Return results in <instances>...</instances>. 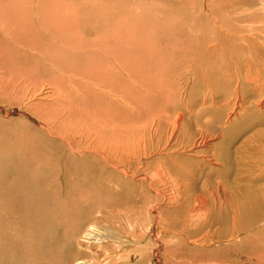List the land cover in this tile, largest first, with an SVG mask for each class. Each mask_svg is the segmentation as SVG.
<instances>
[{
  "label": "bare ground",
  "instance_id": "bare-ground-1",
  "mask_svg": "<svg viewBox=\"0 0 264 264\" xmlns=\"http://www.w3.org/2000/svg\"><path fill=\"white\" fill-rule=\"evenodd\" d=\"M136 1L138 2V0H136ZM136 1H135V3H136ZM141 1H143V0H141ZM152 1L153 2H158V1L160 2L159 3L160 6H157V10H155L156 8H154V12L152 11L153 5L151 6L152 7L151 8L149 6L150 3L148 2L149 5H143V6L137 7V5H139V3H138L136 5L135 10H133V13H135V14H133L132 16H131V14H129L130 17H134V19L135 18L136 19L138 18L137 20H139V21L141 20L142 21V22H139V21L135 20V22L137 21L139 23H138L137 26H134L135 27L134 28V31L135 30L137 31L136 28H138V26H139L140 29H146V30L149 29V31L147 30L148 33L150 32V30H152V31H155L156 33L158 32L159 35L161 33H166L167 34V32H165V31L172 32V33L173 32L174 33H176V32L177 33H180L181 32V33H183L184 36L186 34H188L186 36H187V38H188L189 41L186 44L182 45L181 48L182 47H185V48L186 47H193V48H197L199 50L206 49V50H209L210 51L211 55H214V54L215 55H219L220 56V59H223V60L232 59V58L236 57L237 55L244 54L246 51L247 52L252 51L253 53H248L247 54V57L248 58L251 57L250 59H252V60L250 61V66L248 65L247 68L245 67L243 69L244 76H245V77L244 76L243 77L245 78L244 80L251 81V83H254V82L259 81V80L250 79L251 78L250 73H252L251 71H253V68H251V67H252V64L256 61V59L262 58L264 56V0H152ZM118 2L119 1L117 0L116 3H118ZM123 2H125V0ZM153 2H152V4H153ZM110 4H112V2ZM112 6H113V4H112ZM127 6H128V4H127ZM113 7H111L112 10L109 9L110 7H109V5L107 3V0H0V80H2V79L6 80L5 78H10L9 81L14 82L13 78H15L16 72H19V73H21V72H24L25 73L26 72L28 74L30 70H33L32 67H31L32 63L37 64V66L35 68L37 70L39 68L40 64H42V65L43 64L44 65L46 64L49 67L50 66L59 65L58 64L59 61H62L64 57L65 58H68L70 61L71 60H74V59H76L77 54L80 51V50H78V48L80 49V45H82V46L83 45H88L85 48H81L82 53L86 49H88V48L89 49L90 48L93 49V47H94V50L96 49V51H97V49L98 50L99 49H102V50H100L99 54L102 51V52H104L103 55H105V57H106V54H109V53H106V51H109V50L112 51V49H108L109 46H110V44H111V42H114L116 46L119 44L120 45V50L123 49V47H122L123 46V41L126 38L123 37V34L120 31V29H123L122 26L125 25L124 23L126 21L125 22L122 21L125 18L124 15H121V14H123L122 8L119 7V6H117V5L114 7L115 9ZM154 7H156V6H154ZM128 8H131V7H128ZM108 10H111V13L108 12ZM112 11H114V13H116V14L114 15V13H113V15H112ZM124 11H126V10H124ZM149 12H153L152 15H154V17H151ZM108 13H110L109 18H108ZM131 13H132V11H131ZM117 14H118V16H117ZM111 15L112 16H115V17H114L113 21H110V23H109V20L111 19L110 18ZM125 15H126V17H129L128 14H125ZM121 16L124 17L122 20H120L122 18ZM149 18H150V20L152 19V21H153V18L154 19L162 18V19L160 21L157 20L158 22H156V23L155 22L152 23V21L146 20V19H149ZM166 19H168V20L166 21ZM91 20L93 21L94 25H91L92 24ZM121 21L123 23H121ZM132 21H131V23H132ZM80 22H82V24L84 25L83 26L84 29H87V30L91 31L92 34L94 32L97 33V35L99 36V38L101 40H104L105 45H108L109 44L108 47L106 46V49H105L106 51H103V47L105 45L103 46L102 43H104V42H102L101 45L98 46V43H99L98 41L99 40L97 41L98 43L94 42V44H91V42H88L86 40H85L86 42L83 41L82 44H79L80 41H81V39H80V34H81L80 31L83 30V29L79 28V23ZM95 22H97V26L98 27L95 28V30L94 29L91 30L90 27L93 26V28H94L95 27ZM149 22H151L152 24L149 25L148 24ZM132 24H134V21H133ZM109 27L111 29H109ZM130 30H133V29H130ZM130 30H129V32H130ZM124 31H126V29ZM136 31L135 32H132V34L133 33H136ZM123 33H126V32H123ZM143 33H144V31H143ZM177 33H176V36L178 35ZM130 34H128L127 36H129ZM144 34L146 36V32ZM125 36H126V34H125ZM141 36L143 37V35H141ZM151 36H154V35L151 34ZM163 36L164 35L162 34V36H159V37H161V39H162ZM176 36H175V38H176ZM48 37H49L50 41H48V39H47ZM142 37H139V38L142 40ZM123 38H125V39H123ZM148 38L149 37L147 36L146 37V40H149ZM172 38H173V35H172ZM129 39H131V38H129ZM134 39H135V37H134ZM154 39H152V41H154ZM156 39H157V37H156ZM163 39H166V37H164ZM101 40H100V42H101ZM141 40H140V44H142L143 42H145V41H143L141 43ZM157 41L158 40H155V42H157ZM168 42H171V45L174 46L172 44V41H171L170 38H169ZM176 42H177V40H176ZM95 43L97 44V46L95 45ZM136 43L137 42H135V44ZM157 44H158V42H157ZM162 44H164V43H162ZM143 45L146 46V43H144ZM90 46H92V47H90ZM100 46L101 47L103 46V47L101 48ZM156 47L157 48H160L161 46L158 44V46H156ZM178 47H180V46H178ZM117 49L119 50V48H117ZM191 49H189V50H191ZM164 50H165V48H164ZM171 50H173L172 47H171ZM96 51H94V52H96ZM128 51H127V53H128ZM142 51H143L142 53H144V55H146V53L144 52V50H142ZM160 51L162 52V49ZM119 53H121V52L119 51ZM119 53H117V54H119ZM136 53H137V51H136ZM142 53L139 54V56L140 55H143ZM154 53H156V52H154ZM83 54L85 55V53H83ZM90 54L92 55V53H90ZM132 54L131 55H128V56H132ZM96 55H98V54L96 53ZM148 55H150V53ZM156 55H158V54H156ZM159 55H160V53H159ZM182 55H183V53H182ZM152 56H154V54ZM197 56H199V55H197ZM101 57H103V56H101ZM105 57H103V58H105ZM132 57H134V56H132ZM160 57H162V56L160 55ZM204 57L205 56L201 53V55H200L201 60L204 59ZM206 57L207 58H211L210 56H207V55H206ZM94 58H96V57H94ZM94 58H92V59H94ZM121 58L123 59V56ZM121 58H120V61L118 60V63L120 62L118 65L122 69L123 68V64L125 63V65H126V62L125 61L122 62L124 59L122 60ZM163 58L164 57H162V59ZM183 58H184V56H183ZM126 59H127V57H126ZM128 59L129 60L131 59V61H132V58H129L128 57ZM144 59H145V57L143 58V60ZM151 59H155V57H153V58L151 57ZM102 60L103 59H101V62H102ZM136 60H139V59L136 57ZM155 60L157 61L158 58L155 59ZM172 60H170V61H172ZM108 61H109V59H108ZM111 61H113V59ZM141 61L142 60L138 61V63H140ZM149 61H150V58H149ZM156 61H154V62H156ZM158 61H159V63H162L163 60L162 61L161 60H158ZM252 61H254V62H252ZM81 62H80V64H81ZM95 62H99V59H98V61L95 60ZM133 62H136L137 63V61H133ZM157 62L155 63V65L158 66ZM164 62L165 61H163V63ZM196 62L197 61H195V63ZM244 62H245V60H244ZM142 63H144L143 65H145L146 61L144 60V61H142ZM147 63H148V60H147ZM98 64H100V63H98ZM109 64H111V63H108V65ZM166 64L167 63H165V65ZM174 64L172 63L171 65L174 66ZM236 64H238V62ZM81 65H83V64H81ZM130 65H128V66H130ZM143 65H141V67H143ZM193 65H195V64H193ZM199 65H201V64L199 63ZM48 66H47V68H48ZM89 66L92 67L90 64H88V68L85 65L87 71L90 70L89 69L90 68ZM93 66H94V63H93ZM96 66H94V67H96ZM109 66H111L112 68L115 67L113 65V63H112V65H109ZM191 66L192 65H190V67ZM203 66H204V64H203ZM99 67L101 68V65H98L96 70H99ZM126 67L124 69H126ZM150 67H153V66H150ZM174 67H176V64H175ZM257 67H259V66H257ZM257 67H256V70H257L256 71V74L259 73ZM260 67H261V65H260ZM108 68H110V67H108ZM112 68H110V69L111 70H114L115 69V70L119 71V69H116V67L114 69H112ZM134 68L131 67L132 70ZM187 68H188V65H187ZM211 68H213V67H211ZM233 68H235V67H233ZM52 69H50V70H52ZM56 69H60V68H57L56 67ZM36 70H35V73H36ZM60 70H62V68ZM78 70L80 71V70H82V68L80 67ZM86 70L84 69V70H82L83 72L82 71L81 72L83 74L84 73L86 74V72H85ZM129 70H130V68H129ZM134 70H136V69H134ZM143 70H145V69H143ZM151 70L152 69H150L149 71L150 72H154V71H151ZM165 70H167V69H165ZM175 70H174V72H175ZM190 70L191 69H189V71ZM237 70H235V71H237ZM69 71H68V73H69ZM103 71L104 70H102V72ZM122 71H123V69H122ZM146 71H148V68L146 69ZM43 72H46V71H43ZM48 72L49 71H47L46 73H48ZM91 72L93 73L94 70H92ZM160 72L163 73V71H161V69H160ZM239 72H242V71L239 70ZM63 73H65V72H63ZM97 73L95 74L96 76L93 75L94 78L97 77V75L101 74V73H99V74H97ZM109 73H110V70H109ZM125 73H128L129 74V72H125ZM125 73H123V74H125ZM134 73H135V71H134ZM166 73H165V75H167ZM27 74H26V76H27ZM49 74H50V72L48 73V76H49ZM51 74H52V72H51ZM105 74H106V72H105ZM118 74L119 73H117L116 75H118ZM121 74L122 73H120V77H121ZM84 75H83V77H86ZM110 75H112V73H110ZM140 75L137 77V81L139 80ZM23 76H25V75H23ZM70 76H71V74H70ZM88 76H89V74H88ZM156 76H157L156 78L158 79V75H156ZM176 76H178V75H175V77ZM105 77H107V76L105 75ZM147 77L149 78V76H147ZM232 77H234V76H232ZM100 78H101V76H100ZM108 78H110V76ZM142 78L140 77V79H142ZM163 78H165V77H163ZM19 79H20V77H19ZM25 79H26V77H25ZM28 79H26V80H28ZM133 79H134V77H133ZM188 79L189 78L187 77L186 81H188ZM239 79H241V76L238 77V80ZM80 80L77 81V79L76 80L74 79V81H76L77 84L81 85L80 84ZM82 80H81V83H82ZM85 80H87V82H88V79H85ZM121 80L122 79H120V81ZM174 80H175V78H174ZM182 80H184V79H182ZM197 80H198V78H197ZM74 81H73V83H74ZM89 81H90V79H89ZM125 81H127V80L125 79ZM134 81H136V78H135ZM146 81H148V80L146 79ZM38 82H40V81H38ZM48 82L51 83V81H48ZM83 82L86 83V81H83ZM99 82H100V79H99ZM140 82H143V81H139V83ZM205 82H207V81H205ZM61 83H62V81H61ZM84 83H83V85H84ZM105 83H108V80ZM134 83H137V82H134ZM166 83H168L167 82V79H166ZM174 83H175V81H174ZM176 83L178 84V82H176ZM6 84H7V82H6ZM51 84L54 86L55 83L54 84L51 83ZM125 84H126V82H125ZM140 84H142V83H140ZM171 84H170V86H171ZM180 84H181V82H180ZM209 84H210V82H209ZM257 84H255V85H257ZM37 85L39 87V84H37ZM101 85H103V84H101ZM27 86H28V82H27ZM90 86H92V85H90ZM145 86H147V85H145ZM191 86H190V88H191ZM5 87H3V88H5ZM56 87H57V90H58V86H56ZM73 87H75V86H73ZM85 87H87V86H85ZM105 87L99 88V90L104 89ZM128 87H127V89H128ZM141 87H140V89H141ZM174 87H175V90H176V86L175 85H174ZM203 87H204V85H203ZM31 88H30V90H31ZM60 88L63 89L61 86H60ZM66 88H67L66 89V92H67L68 87H66ZM90 88L88 90H90ZM44 89H45V86H44ZM150 89H151V87H150ZM171 89H172V87H171ZM261 89H262V87H261ZM2 90H4V89H2ZM54 90H56V89H54ZM63 91H65V90L63 89ZM130 91H132V89ZM94 92H95V90H94ZM133 92H136V91H133ZM152 92H155V91L153 90ZM260 92H262V91L260 90ZM24 93H26V91ZM58 93H60V91ZM67 93L69 94V90H68ZM87 93H88V91H87ZM252 93L254 94V92H252ZM6 94H8V93H6ZM64 94H66V93H64ZM81 94L84 97L85 94H83L82 92H81ZM191 94H192V92H191ZM246 94H247V92H246ZM2 95H4V94H2ZM53 95H54V93H53ZM70 95H68V97H70ZM120 96H121V94H120ZM179 96H177L176 98H178ZM24 97H25V95H24ZM62 97H63V95H62ZM68 97H67V100H68ZM76 97H78V96H76ZM136 97H137V95H136ZM49 98H51V97H49ZM63 98L65 99V97H63ZM125 98H126V96H125ZM125 98H124V100H125ZM154 98H155V96L153 97V99ZM156 98H157V100H159L158 97H156ZM189 98L190 97H188V99ZM69 99L71 100L72 97L69 98ZM78 99H79V97H78ZM52 100H49V101H52ZM61 100H63V99H61ZM96 100H98V98ZM102 100H103V98H102ZM136 100L138 102V99H136ZM136 100H135V102H136ZM157 100H155V101H157ZM208 100H209V98H208ZM49 101H48V103H50ZM75 101L76 100L74 98V101L73 102H75ZM78 101H76L77 105H79V103L81 102V101H79V102ZM143 101H145V99ZM186 101H187V99H186ZM221 101H223V100H221ZM2 102H3V100H2ZM29 102H31V101H29ZM29 102H27V103H29ZM32 102H34V101H32ZM64 102H65V100H63V102H61L63 104V106H65ZM205 102H206V100H205ZM13 103L14 102H12V104ZM46 103H42V104H46ZM55 103L59 104V102H55ZM65 103H67V102H65ZM76 103H75V105H76ZM81 104H82V102L80 103V105ZM93 104H95V103H93ZM154 104H155V102H154ZM216 104H217V102H216ZM73 105H74V103H73ZM75 105H74V107H75ZM84 105L86 106L87 104H84ZM120 105H122V104H120ZM133 105L134 104H132V106ZM156 105L157 104H155V106ZM5 106H7V105H5ZM13 106H14V104H13ZM191 106H194V105H191ZM38 107L40 108V105ZM137 107H138V105H137ZM12 108H11V110H12ZM41 108H42V106H41ZM83 108L85 109V107H83ZM133 108H134V106H133ZM213 108H214V106H213ZM229 108L231 109V107H229ZM263 108L264 107H263V103L262 102H259V104H257L256 106L253 105V108L247 109V110H255V112L254 111H253L254 113H252V112L249 113L248 112L246 114V116L243 118V122H239V123L238 122L236 123L235 120H231L230 116L229 117L227 116V120L225 121L226 123L224 124L225 125V132L226 133H230L231 132V134L232 135H235L236 138H238V137L240 138L248 130L253 129L252 127L255 125L256 122H258L260 125H264V114L263 113H260V111H262ZM43 109H44V106H43ZM71 109L72 108H70L68 110H71ZM93 109L95 110V107L93 108V106H92V110ZM112 109H113V107H112ZM126 109H128V108L126 107ZM129 109H130V107H129ZM139 109L142 110L141 108H139ZM194 109H195V107H194ZM59 110H60V108H59ZM59 110L57 108L55 111H57V112H60V111L61 112H64V110L63 111L62 110L59 111ZM92 110H90L89 112H91ZM145 110H146V113H147V109H145ZM158 110L159 109H157V111ZM171 110H173V109L171 108ZM20 111H21V109H20ZM71 111H69V113H71ZM79 111H81V109ZM127 111H130V110H127ZM154 111H153V115H155L154 114ZM257 111H259V112H257ZM51 112H46V113H51ZM57 112H55V113H57ZM113 112H115V111H113ZM131 112H134V111H131ZM34 113H35V111H34ZM83 113H84V111H83ZM139 113H140V111H139ZM144 113L145 112H143V115H144ZM60 114H62V113H60ZM60 114H59V116H60ZM85 114L86 113L83 114L84 117L82 116L83 119L85 118ZM96 114H98V113H96ZM116 114H117V112H116ZM229 114H231V113H229ZM46 115H48V114H46ZM72 115L76 117L75 120H77V117H79V114L77 115V114L73 113ZM91 115H93V114H91ZM241 115H243V113ZM42 116H43V114H42ZM57 116H58V114H57ZM101 116H103V114ZM67 117H69V116H67ZM75 117H73V118H75ZM105 117H106V115H105ZM147 117H149V115ZM151 117H154L155 118L156 116H151ZM192 117H194V116H192ZM113 118H115V117H113ZM131 118H135V116L134 117H131ZM143 118H144L143 119V121H144L145 120V116ZM156 118H158V115H157ZM170 118H172V116H170ZM176 118H177V116H176ZM195 118H193V119H195ZM204 118H205V116H204ZM79 119H80V121L82 120L81 118H79ZM92 119H94V118H92ZM8 120H9V118H8ZM61 120H62V118H61ZM135 120H137V119H135ZM149 120H150V118H149ZM170 120H172V119H170ZM174 120H176L175 117H174ZM252 120H255V121L250 125V121H252ZM23 121H24V118H23ZM63 121H65V120H63ZM69 121L71 122V120H69ZM6 122L8 123V121H5V123ZM19 122L21 123L22 121H18L17 124H20ZM52 122H54V121H52ZM78 122H79V120H78ZM100 122H102V119H101ZM137 122H139V121H137ZM97 123H99V122L97 121ZM104 123H105V121H104ZM156 123H158V122H156ZM178 123H180V121ZM40 124H41V122H40ZM43 124L45 125L46 122L44 121ZM173 125L175 126V124H173ZM18 126H17V128H18ZM20 126H22V124H20ZM157 126H159V125H157ZM164 126L166 127V125H164ZM174 126H173V128H174ZM187 126H188V124H187ZM0 127H1V125H0ZM14 127H16V126H14ZM88 127H90V126H88ZM2 128H4V127H2ZM17 128H15V129H17ZM189 128H192V127H189ZM205 129H206V127H205ZM36 130H38V129H36ZM72 130H74V129H72ZM158 130L160 131V129H158ZM158 130H156V131H158ZM156 131H154L153 134ZM185 131H186V129L184 130V132ZM0 132H2V129H1ZM19 132H20V130H19ZM60 132H62V131H60ZM80 132H82V131H80ZM137 132H138V130H137ZM145 132H146V129H145ZM176 132H178V131H176ZM221 132H222V130H221ZM15 133H14V137H15ZM205 133L202 132V131H200V134H198V135H201L202 141L200 142V148L201 149H197V151L198 152H201V153L204 152L202 150V148H205V151L206 152H208L207 151V148H210L207 145V142H208L207 141V139H208L207 137L208 136ZM174 134H176V133L174 131H171V134H170L169 137L172 139V137H174ZM74 135H75L74 133H73V135L72 134H68L67 131H66V135H63L64 139L67 141V146H68L69 150L72 151V152L73 151L75 152V150H74V142L76 141V137ZM86 135L89 136V134H86ZM256 135L257 134H255L254 136H256ZM5 136H6V133H5ZM130 136H132V135H130ZM209 136H210V134H209ZM14 137H13V139H14ZM19 137H20V135H19ZM51 137H53V136L51 135ZM120 137H121V134H120ZM250 137H252V136H250ZM55 138H53V139H55ZM89 138H91V137H89ZM129 138H128V140H129ZM183 138H184V136H183ZM8 139H9V137H8ZM193 139H194V137H193ZM21 140H23V139H21ZM77 140L79 141V139H77ZM91 140L94 142V138L91 139ZM113 140H114V138H113ZM5 141H3V142H5ZM26 141H28V140H26ZM82 141H84V140H82ZM172 141L175 142L176 139L175 140H172ZM244 141H242L243 144L241 143L243 145V147H245V144H246V142H244ZM0 142H2V141H0ZM32 142H33V140H32ZM183 142H185V141H183ZM40 143H43V142H40ZM104 143L106 145V142L104 141V142H102L103 146H104ZM115 143H118V142H115ZM187 143L188 144H191L188 141H187ZM2 144H4V143H2ZM84 144H86V143H84ZM161 144H162V142H161ZM197 144H198V141H197ZM43 145H44V143H43ZM97 145H100V143L97 144ZM117 145H115V146H117ZM123 145H124V142H123ZM262 145H263L262 148L259 147L260 145L259 146L256 145L257 148H255V150H254L255 151V154H254V151H253L254 157L252 156V154H251L250 157L242 156L240 158L241 165H236L238 162L235 163V160L237 161V159H235V158L233 159V156H232L233 154H232V152H230L229 148L220 149L219 146H217V147L215 146V147H213V151H212V153L210 155L211 157L207 160L208 165H210V169L209 170L206 169L205 166L202 167L199 164L198 165L195 164L196 166H198L197 168H199V171H198L195 166L188 167L190 165V163H187V164H189L188 166H186L184 164L186 167L189 168V171H187V173H186V170L184 169V167L182 165H181V168H179L177 165L179 164V166H180V164H183V162L190 161V159L187 160V161H183V159L181 158V157H183V155L181 153H179V152H176L177 151L175 149L177 147L176 144H175V146H176L175 148L174 147H171L169 145L171 147V150L173 148H174V150H176L172 154L174 155V154L178 153L179 155L177 157L178 160L175 159V158L172 160L171 158H168L170 156L167 155V158L169 159V161H167V163H169L171 165V169H173V168L181 169L180 171L175 172L173 174H170V172H169V176L171 178H173V181H172L173 186H171V182H166L164 180L165 178L164 179L161 178L160 181H157L156 179H151L148 183L151 186V188L154 189V190H156L158 192V194L160 195V197L163 198V201L165 202V204L167 206L172 207V208L175 207L174 209H171V210H174L173 213H176L178 215L177 220H180V222L178 223V225L169 223L168 226L171 227V230H173V231L174 230H178L177 231L178 233H172V234H174L175 236H178L181 239L183 247L192 249L193 250L192 252L197 251L196 252L197 256H196L195 253H189L188 254V255H192V257H190V259L189 258H187V259L185 258L187 263H190V264H198V263L199 264H264V244H263L264 243V238L261 235V234H264V152H263V150H264V144H262ZM28 146L29 145H27V144L26 145L19 144L17 146H14V147H11L10 148V147H5L4 145H1L0 144V264H55L54 262H56V261L55 260H52L51 257L49 259V257L46 254L47 252L50 253L51 248H48V246H43V245L47 241L45 237H48L50 235V232H51V234L53 236V233L56 232V230L60 231L63 234V236L66 237V240H68V243L71 245L72 251L75 254L78 255V257L75 256V259H73L76 264H132L131 263V259L132 258H135L136 259V261L133 264H149L150 259L149 258L147 259V257L144 256V254L141 253V251H140V250H143V249H139V247L137 245L134 248H125L123 246L124 244L120 242L121 240H118L117 243L116 242L113 243L112 248L109 249V250L107 249L108 251H107V253H105V255H102L101 252H97L94 255L93 252H92L94 250L92 249L93 247L89 245L90 243L91 244L92 243H96L98 246L99 245L100 246H103L104 245V239L105 238H115V239H118L119 238V237L116 238L115 234H111V233H108L106 236H103V234H101V232H100L101 231L100 223L103 222V219L105 218L104 217V214L105 213L100 211L99 213H96V214H99V216L98 215L97 216H92V217H89V215L88 216H84L81 212H78V210H74L75 207H71L70 206V202H69L70 199L69 200H66L65 199L66 197L64 199L63 198L62 199L61 198L59 199V196H58V192L59 191L58 192H53V193L51 191H47L48 189H47V186L45 185V182H44V177H45L44 176V173H46L47 169H49L48 170V173H50L52 176H54V178L56 176V173L59 172V170L63 171L64 173H68L69 174V173H71V167H70V165H68L69 162L66 163L67 166L63 164L64 167L62 166V168H61V166H59V165H57L56 163H53V162H47L48 164H46V166H45L44 163L37 164L36 163V159L33 156H31V155L28 154V150L30 148ZM132 146H133V144H132ZM140 146H142V145H140ZM213 146H214V144H213ZM75 147H76V144H75ZM170 147L167 146L166 149H170ZM123 148L124 147H122V146H117V147H115V149H111V150H108V148H102V147L101 148H97L96 149V152L95 151L92 152V156L96 160H98V161L100 160V158L102 156L106 157V159L109 160V161L107 160L108 162H111V163L114 164L115 170L117 169L120 173H122V172L124 173L126 171V169L123 170L124 167L120 163L121 161L118 162V160H116V157H115L117 155H120L123 152V150H122ZM196 148H197V146L195 148H193L194 149L193 151L196 152ZM62 149H64V148H62ZM65 151L66 150H64L63 152H65ZM38 152H40V151H38ZM45 152H46V150H45ZM114 153H115V156H114ZM165 153L166 154H171V151L170 152H165ZM36 154H37V151H36ZM256 154H262V155L259 156V155H256ZM77 156L79 157V155H77ZM149 156H150V154H149ZM176 156H177V154H176ZM114 157H115V160H114ZM174 157H175V155H174ZM235 157H238V155L237 156L235 155ZM239 157H240V155H239ZM50 160H51V158H50ZM174 160L176 162H179V163H176L175 162L176 163L175 164L174 163ZM185 160H186V158H185ZM161 162H162V160H161ZM151 164H152V162H151ZM182 168H183V171H184L185 174L182 173ZM167 170L171 171L169 168ZM136 173H138V172H136ZM158 173H160V172H158ZM125 174H126V172H125ZM162 174L161 173L160 174H157V177L160 176V175H162ZM164 174H165V172H164ZM12 175H13V179L7 181L6 179L8 177H11ZM203 175L205 177V180H203ZM70 176H68V178ZM152 176H153V174H152ZM154 176H156V175H154ZM143 178H142V180H143ZM71 180H72V178H71ZM136 183H138V182H136ZM162 183H163L164 187L162 186ZM55 186H57V185H55ZM199 188L205 190L206 192H204V191L203 192H200ZM144 189H145V187L143 188V190ZM62 191H63V189H62ZM139 191H140V189H139ZM68 192L69 191H67V193ZM169 193L171 194L170 196H169ZM145 195H146V193H145ZM72 197H74V195ZM71 199H75V198H71ZM147 199H148V196L146 195L145 196V200H147ZM141 201H143V200H141ZM166 205H164V206H166ZM81 208H83V207H81ZM152 208H153V206H152ZM155 209H156L157 213L159 214L160 223L163 224V222L165 220L164 212L161 213L159 211L161 208L160 209L154 208V210ZM146 212H148V211H146ZM17 214H18V216H17ZM149 214H151V213H149ZM88 218H89V220H88ZM149 220H151V219H149ZM161 226L163 227V225H161ZM166 227H167V225H166ZM172 234H171V236H172ZM156 238H157L158 241H160V238L159 237L156 236ZM159 243L160 244H157V247H159V248L161 247L162 248L161 241ZM164 244H165V246L168 245L169 244L168 243V240H167V242H164ZM87 245L90 246V252H89V254L92 255V256H91V258H85V257L82 258L80 256H81V254H83V248L85 246H87ZM114 245L116 246V249L115 250H112L113 247H114ZM169 246H171V245H169ZM178 246H180V245H178ZM166 248H167V246H166ZM132 250H134V251H132ZM157 250H156V253H157L156 254L157 255L156 264H159V263H161V264H183L182 263L183 261L181 260L183 257L182 256L179 257L178 254H177V252L171 253L168 250H166L164 252V254L163 253L160 254V251L157 252ZM171 250H175V248L173 247ZM224 250H227V254L226 255L228 257H226V258H233V259H227V260L223 261L222 259H220L221 258L220 256H215L216 254H218L219 252H222ZM111 251H113V252H111ZM42 252H44V255H43ZM151 253H152V250H151ZM166 254H168V256L170 257L169 258L170 259V261H169L170 263L167 262V259L168 258H166V259L164 258V256ZM195 257H203V258H202L201 261H198L199 258H198V260H196ZM172 258H173V260H172ZM177 260H179V261H177ZM60 264H69V257L67 255L63 254V258H62V261L60 262Z\"/></svg>",
  "mask_w": 264,
  "mask_h": 264
},
{
  "label": "rangeland",
  "instance_id": "rangeland-1",
  "mask_svg": "<svg viewBox=\"0 0 264 264\" xmlns=\"http://www.w3.org/2000/svg\"><path fill=\"white\" fill-rule=\"evenodd\" d=\"M116 3L117 0H107V3L109 5V9H111V7H115L116 5L122 8L123 14L124 15L121 16L122 18L120 20H122L123 18V22H125L122 26L123 29H120V31L123 34V39H125L123 41V49L120 50V45L118 44L117 46L115 45L114 42H111L110 46L105 45L104 40H101L99 38V36L97 35V33H93L87 29L83 28V24L82 22L79 23V28L83 29L80 31V43L82 44V42H91V44H94V42L98 43V46L101 45L102 43L103 46V51H106V46L109 48L108 49H112L109 51H106V57L105 55H103L104 52L101 51V53L99 54L100 50L102 49H86L85 51H83V53H85V55L82 53L81 48H85L88 45H80V49L78 48L79 53L77 54L76 59L74 60H69L68 58H63L62 61H59V65L56 66H48V65H42L40 64L39 68L36 70V66L37 64L32 63L31 67L34 70H30L29 73L27 74L26 72H16L15 78H13L14 82L9 81L10 78H5L6 80L2 79L0 80V131L2 129V132H0V144L4 145L5 147H14L17 146L19 144L22 145H29L28 147V154L33 156L36 159V163L37 164H42L44 163L45 166L46 164H48L47 162H53L56 163L57 165L64 167V165H66V163L69 162L68 165H70L71 167V173H64L63 171L59 170L58 173H56V176L54 178V176H52L50 173H48V170L46 171V173H44V182L45 185L47 186V191H51L53 192H58V196L59 199L61 198H65L66 200H69L70 202V206L71 207H75L74 210H78V212H81L84 216H88L92 217V216H99L100 211L104 212V219L103 222L100 223L101 226V234H103V236H106L108 233L111 234H115L116 238L119 237L118 239L115 238H105L104 239V245L103 246H98L96 243H90L89 245L92 246L93 250V254L95 255L97 252H101L102 255H105V253H107V251L109 249L112 248L113 243H117L118 240H121L120 242L123 243L125 248H134L136 245L139 247V249H143L140 250L141 253L144 254V256L147 257V259H150L149 264H156V259H157V252L160 251V254H164V252L166 250H168L169 252L173 253V252H177L179 257H183L181 260L183 261V264H190L186 262V259L190 257H192V255H188L189 253H195L192 252V249L189 248H185L182 245V241L178 236H175L172 233H178V230H171V227L168 226L169 223L178 225V223L180 222V220H177L178 215L176 213H173L174 209L172 207H169L165 204V202L163 201V198L160 197V195L158 194V192L154 189L151 188V186L149 185V181L151 179H156L157 181H160L161 178L164 179L166 182H171V186H173L172 181L173 178H171L169 176V172L170 174H173L175 172L180 171L181 169L178 168H173L171 169V165L169 163H167V161H169L168 158H171L172 160L175 158L177 159L178 157V153L177 156L176 154L175 157L172 154L173 152H179L183 155V157H181L183 159V161H187L190 159V161L187 162H183V164H179L177 165L179 168H181V165L184 167V169L187 171H189L190 166H195L196 168L198 166L196 165H200V166H205L206 169H210V165H208L207 160L211 157V153L213 151V147H217L219 146L220 149H226L229 148L230 152H232V156L233 159H237V161L235 160V163H237L236 165H241V160L240 158L242 156H246V157H250L251 154L254 157L255 154V148L256 145L259 146L260 148L263 147L262 144H264V125H260L258 122L255 123V125L252 127L253 129L248 130L244 135H242L240 138H236L235 135H232L231 132L230 133H226L225 132V121L227 120V116L231 118V120H235V122L239 123V122H243V118L246 116V114L249 113H254L255 110H247V109H251L253 108V105L256 106L257 104H259V102L263 103V107H264V56L262 58L256 59V61H252L254 62L252 64L253 71H251L252 73H250L251 78L250 79H254V80H259L257 82L251 83V81H246L244 80L245 76H244V72L243 69L246 67H248V65L250 66V61L252 59L247 57L248 53H253L252 51L249 52H245L244 54H240L237 55L236 57L232 58V59H220L219 55H211L209 50L206 49H197V48H193V47H182V45L186 44L189 40L187 38L186 34L185 36L183 35V33H177L178 37L176 36V33H172V32H167L166 33H161L159 35V33L150 30V32L148 33L149 29H140V27L138 26L136 33L134 31V26H137L139 22H142L141 20H137L136 18L134 19V17H130L129 14H131V16L135 13H133V10H135L136 5L139 3V5H137V7L139 6H143V5H149L148 2L150 3V7L153 5V9L152 11L154 12V8H156L155 10H157V6H160V2H153L152 0H138V2L136 0H125V2H123L124 0H118L119 2ZM136 1V3H135ZM153 4H152V2ZM112 2V4H110ZM123 2V3H122ZM127 2V3H126ZM142 2V3H141ZM121 3V4H120ZM126 3V4H125ZM120 4V5H119ZM128 4V6H127ZM132 4V5H131ZM130 5V6H129ZM156 6V7H154ZM113 7V8H114ZM131 7V8H128ZM134 7V8H133ZM124 8V9H123ZM152 8V7H151ZM115 9V8H114ZM132 9V10H131ZM112 10V9H111ZM111 10H108V12L111 13ZM126 10V11H124ZM129 10V11H128ZM132 11V13H131ZM153 12H149L151 17H154ZM110 13H108V18ZM114 11H112V15H113ZM116 13H114L115 15ZM125 14H128L129 17H126ZM111 15V19L110 21H113L115 16ZM127 15V16H128ZM118 16V14H117ZM149 16V15H148ZM162 18H157L154 19L153 21L152 19H146L149 21H152V23H156L158 21H160ZM134 21V24L133 21ZM135 20L139 21V22H135ZM156 20V21H155ZM158 20V21H157ZM168 19H166L167 21ZM121 21V23H123ZM132 21V23H131ZM163 21V20H162ZM92 24L94 25L93 21L91 20ZM131 23V24H130ZM137 23V24H136ZM151 22H149L148 24L151 25ZM130 24V25H129ZM142 24V23H141ZM97 22H95V27L93 28V26L90 27L91 30H95V28H97ZM109 29H111L109 27ZM126 29V31H124ZM133 29V30H130ZM130 30V32H129ZM139 30V31H138ZM86 31V32H85ZM146 32V36L143 33ZM126 32V33H123ZM128 32V33H127ZM131 33V34H130ZM143 33V34H142ZM95 34V35H94ZM126 34V36H125ZM128 34H130L129 36H127ZM151 34H153L154 36H151ZM158 36H157V35ZM162 34L164 35L161 39ZM170 36H169V35ZM143 35V37L141 36ZM166 35V36H165ZM173 35V38H172ZM149 37L148 39L150 40H146V37ZM151 36V37H150ZM169 36V37H168ZM176 36V38H175ZM82 37V38H81ZM128 37V38H127ZM137 40H135L134 39ZM142 37V40L139 38ZM157 37V39H156ZM164 37H166V39H163ZM168 37V38H167ZM182 37V38H181ZM131 38V39H129ZM155 38V39H154ZM169 38L172 41V44L174 46L171 45V42H168ZM178 38V39H177ZM48 41H50L49 37L47 38ZM152 39H154V41H152ZM185 39V40H184ZM86 40V41H85ZM99 40V41H98ZM101 40V42H100ZM131 40V41H130ZM140 40L141 43L143 41L142 44H140ZM155 40H158V44L161 46L160 48H157L156 46H158L157 42H155ZM160 40V41H159ZM162 40V41H161ZM177 40V42H176ZM98 41V42H97ZM149 41V42H148ZM127 42V43H126ZM129 42V43H128ZM135 42H137L135 44ZM139 42V43H138ZM155 42V43H154ZM161 42V43H160ZM167 42V43H166ZM95 43V45L97 46V44ZM125 43V44H124ZM146 43V46H144L143 44ZM164 43V44H162ZM90 44V43H89ZM131 44V45H130ZM140 44V45H139ZM169 44V45H168ZM138 45V46H137ZM156 45V46H155ZM82 46V47H81ZM114 46V47H113ZM137 46V47H136ZM165 46V47H164ZM177 46V47H176ZM180 46V47H178ZM92 47V46H90ZM101 47V46H100ZM101 47V48H102ZM119 48V50L117 48ZM144 47V48H143ZM153 47V48H152ZM171 47L173 50H171ZM174 47V48H173ZM116 48V49H115ZM165 48V50H164ZM192 48V49H191ZM107 49V50H108ZM135 51H134V50ZM140 49V50H139ZM146 49V50H145ZM149 51H148V50ZM159 49V50H158ZM162 49V52L160 51ZM183 49V50H182ZM191 49V50H189ZM195 51H194V50ZM129 50V51H128ZM139 50V51H138ZM144 50V52L146 53V55H144V53H142ZM186 50V51H185ZM193 50V51H192ZM96 51V52H94ZM119 51L121 53H119ZM128 51V53H127ZM137 51V53H136ZM172 51V52H171ZM183 51V52H182ZM189 51V52H188ZM89 52V53H88ZM116 52V53H115ZM133 54H132V53ZM156 52V53H154ZM158 52V53H157ZM92 53V55L90 54ZM96 53L98 55H96ZM119 53V54H117ZM143 54L140 55L139 54ZM150 53V55H148ZM162 57H164L162 59V57H160V55ZM175 53V54H174ZM183 53V55H182ZM197 53V54H196ZM201 53L205 56L204 59L201 60L200 55ZM209 53V54H208ZM67 54V53H66ZM83 54V55H82ZM102 54V55H101ZM117 54V55H116ZM124 54V55H123ZM134 56H128L131 55ZM154 54V56L152 55ZM158 54V55H156ZM87 55V56H86ZM138 55V56H137ZM193 55V56H192ZM199 55V56H197ZM207 56H210L211 58H207ZM96 58H94V57ZM100 56V57H99ZM105 58H103V57ZM111 56V57H110ZM123 56V59L121 58ZM148 58H147V57ZM184 56V58H183ZM246 56V57H245ZM94 59H92V58ZM114 57V58H113ZM123 60L122 62H126L123 64V71L120 68V66L118 65V60L120 61V58ZM127 57V59H126ZM129 58H132L129 60ZM136 57L139 60H136ZM140 57V58H139ZM145 57V65H143L144 63H142L143 58ZM151 57H155V59L158 58V60H163L165 61L163 63H159V61L157 62L155 59H151ZM160 57V58H159ZM175 57V58H174ZM194 57V58H193ZM199 57V58H198ZM214 57V58H213ZM113 61H111L112 59ZM134 58V59H133ZM150 58V61H149ZM181 58V59H180ZM99 62H95V60ZM101 59L102 62H101ZM109 59V61H108ZM111 59V60H110ZM173 59V60H172ZM215 59V60H214ZM90 60V61H89ZM117 60V61H116ZM142 60L140 63H138V61ZM148 60V63H147ZM172 60V61H170ZM175 60V61H174ZM184 60V61H183ZM245 60V62H244ZM83 63H82V62ZM115 61V62H114ZM133 61H137L133 62ZM156 61L158 66L155 65ZM195 61H197L195 63ZM200 61V62H199ZM83 64L81 65L80 64ZM130 62V63H129ZM151 64H150V63ZM169 62V63H168ZM184 62V63H183ZM187 62V63H186ZM238 62V64H236ZM98 66L101 65V68L99 67V70L97 69V66L94 67L93 66ZM97 63V64H96ZM100 63V64H98ZM108 63H111L109 65H113L116 67V69H119V71L115 70L114 68H112L111 66L108 65ZM115 63V64H114ZM165 63H167L165 65ZM175 63L174 66L171 64ZM199 63L202 65H199ZM221 65H220V64ZM247 63V64H246ZM257 63V64H256ZM88 64H90L92 67H90V70H86V67L88 68ZM130 66H128V65ZM149 64V65H148ZM195 64V65H193ZM204 64V66H203ZM220 66H219V65ZM229 64V65H228ZM236 64V65H235ZM35 65V66H34ZM52 65V64H51ZM79 65V66H78ZM86 65V67H85ZM136 65V66H135ZM138 65V66H137ZM141 65H143V67H141ZM153 66V67H148V66ZM161 65V66H160ZM164 65V66H163ZM171 65V66H170ZM184 65V66H183ZM191 69L189 71V69ZM190 65H192L190 67ZM209 65V66H208ZM229 67H228V66ZM261 65V67H260ZM263 65V66H262ZM48 66V68H47ZM83 66V67H82ZM118 66V67H117ZM127 66V67H126ZM186 66V67H185ZM238 66V67H237ZM244 66V67H243ZM259 66V67H257ZM43 69H42V68ZM53 69H52V68ZM57 68H62V70L60 69H56ZM74 67V68H73ZM82 68V70H86V74L84 75L82 72V70H78L79 68ZM114 69L111 70L110 68ZM126 67V69H124ZM134 68L136 70H132L131 69ZM162 67V68H161ZM167 67V68H166ZM174 67V68H173ZM204 67V68H203ZM213 67V68H211ZM235 67V68H233ZM256 67L258 69V72L256 74ZM128 68V69H127ZM130 68V70H129ZM138 68V69H137ZM145 70H143V69ZM148 68V71L150 69H152L151 71L154 72H148L146 71V69ZM202 70H201V69ZM227 68V69H226ZM232 68V69H231ZM255 68V69H254ZM42 69V70H41ZM52 69V70H50ZM76 69V70H75ZM121 69V70H120ZM167 72L165 75V73ZM167 69V70H165ZM176 69V70H175ZM179 69V70H178ZM196 69V70H195ZM213 69V70H212ZM238 69V70H237ZM263 69V70H262ZM36 70V73H35ZM56 70V71H55ZM67 70V71H66ZM70 70V71H69ZM94 70V72L92 73L91 71ZM104 70L106 72L103 71ZM112 73V75H110L109 73ZM126 70V71H125ZM159 70V71H158ZM173 70V71H172ZM175 70V72H174ZM184 70V71H183ZM193 70V71H192ZM195 70V71H194ZM200 70V71H199ZM230 70V71H229ZM237 70V71H235ZM242 71V72H239ZM43 71H49L50 74L48 76V73L43 72ZM59 73H58V72ZM69 71V73H68ZM82 71V72H81ZM135 71V73H134ZM208 71V72H207ZM212 71V72H211ZM217 71V72H216ZM220 71V72H219ZM223 71V72H222ZM255 71V72H254ZM38 72V73H37ZM52 72V74H51ZM65 72V73H63ZM99 74L97 75V77L94 78V76H96V73ZM125 72H129L125 73ZM143 72V73H142ZM205 72V73H204ZM230 72V73H229ZM263 72V73H262ZM24 73V74H23ZM55 73V74H54ZM89 76H88V74ZM91 73V74H90ZM117 73H119L118 75H116ZM120 73L121 77H120ZM125 73V74H123ZM169 73V74H168ZM179 73V74H178ZM185 73V74H184ZM221 73V74H220ZM242 73V74H241ZM19 74V75H18ZM27 74V76H26ZM47 74V75H46ZM71 74V76H70ZM75 74V75H74ZM138 74V75H137ZM141 74V75H140ZM147 74V75H146ZM192 74V75H191ZM210 74V75H209ZM224 74V75H223ZM25 75V76H23ZM74 75V76H73ZM86 76V77H83ZM93 77H92V76ZM105 75L107 77H105ZM124 75V76H123ZM140 75V77L142 79H140L137 81V77ZM144 75V76H143ZM155 77H154V76ZM158 75V79L156 78ZM175 75H178L175 77ZM207 75V76H206ZM237 75V76H236ZM40 76V77H39ZM42 76V77H41ZM53 76V77H52ZM70 76V77H69ZM101 76V78H100ZM110 76V78H108ZM149 76V78L147 77ZM169 76V77H168ZM184 76V77H183ZM205 76V77H204ZM234 76V77H232ZM241 76V79L238 80V77ZM244 76V77H243ZM20 77V79H19ZM28 79L26 80L25 79ZM89 77V78H88ZM112 77V78H111ZM114 77V78H113ZM128 77V78H127ZM134 77V79H133ZM165 77V78H163ZM168 77V78H167ZM187 77L189 78L188 81H186ZM224 77V78H223ZM231 77V78H230ZM256 77V78H255ZM262 77V78H261ZM18 78V79H17ZM69 78V79H68ZM82 83H81V80ZM88 79L87 80L85 79ZM95 80H94V79ZM117 78V79H116ZM124 78V79H123ZM136 78V81H134ZM156 78V79H155ZM175 78V80H174ZM192 78V79H191ZM198 78V80H197ZM25 79V80H24ZM74 79L77 81L80 80V84H77L76 81H74ZM90 79V81H89ZM94 81H93V80ZM100 79V82H99ZM102 79V80H101ZM104 79V80H103ZM120 79H122L120 81ZM125 79L127 81H125ZM146 79L148 81H146ZM152 79V80H151ZM166 79L167 82L166 83ZM170 79V80H169ZM184 79V80H182ZM194 79V80H193ZM196 79V80H195ZM203 81H202V80ZM217 79V80H216ZM40 82H38V81ZM44 80V81H43ZM60 80V81H59ZM108 83H105L107 82ZM209 80V81H208ZM241 80V81H240ZM32 81V82H31ZM48 81H51V83H55L54 86L49 83ZM62 81V83H61ZM74 81V83H73ZM83 81H86V83H84ZM110 81V82H109ZM131 81V82H130ZM139 81H143L140 82L142 84L139 83ZM145 81V82H144ZM170 81V82H169ZM178 82V84L176 83ZM195 81V82H194ZM207 81V82H205ZM215 81V82H214ZM236 81V82H235ZM246 81V82H245ZM5 82V83H4ZM7 82V84H6ZM9 82V83H8ZM27 82H28V86H27ZM45 82V83H44ZM48 82V83H47ZM103 82V83H102ZM126 82V84H125ZM137 82V83H134ZM149 82V83H148ZM181 82V84H180ZM202 82V83H201ZM210 82V84H209ZM214 82V83H213ZM251 84H250V83ZM19 85H18V84ZM30 83V84H29ZM36 83V84H35ZM57 83V84H56ZM64 83V84H63ZM84 83V85H83ZM121 83V84H120ZM131 83V84H130ZM172 83V84H171ZM201 83V84H200ZM240 85H239V84ZM258 83V84H257ZM2 84V85H1ZM7 86H6V85ZM10 84V85H9ZM39 84V88L38 85ZM41 84V85H40ZM70 84V85H69ZM103 84V85H101ZM105 84V85H104ZM142 86H140V85ZM156 86H155V85ZM158 84V85H157ZM171 84V86H170ZM180 84V85H179ZM257 84V85H255ZM24 85V86H23ZM32 85V86H31ZM65 90L63 91V89L60 88V86ZM63 85V86H62ZM83 85V86H82ZM89 85V86H88ZM92 85V86H90ZM136 85V86H135ZM147 85V86H145ZM162 85V86H161ZM176 86V90L175 87ZM187 85V86H186ZM192 85V86H191ZM196 85V86H195ZM204 85V87H203ZM5 88H3V87ZM11 86V87H10ZM37 86V87H36ZM45 86V89H44ZM47 86V87H46ZM58 86V90L57 87ZM75 86V87H73ZM78 86V87H77ZM82 86V87H81ZM87 86V87H85ZM106 86V87H105ZM125 86V87H124ZM129 86V87H128ZM139 86V87H138ZM145 86V87H144ZM151 89H150V87ZM191 86V88H190ZM245 86V87H244ZM260 86V87H259ZM22 87V88H21ZM32 87V88H31ZM51 89H50V88ZM65 87V88H64ZM66 87H68L69 90V94L66 92ZM85 87V88H84ZM90 90H88L89 88ZM99 90V88H103ZM128 87V89H127ZM141 87V89H140ZM157 87V88H156ZM161 87V88H160ZM172 87V89H171ZM194 87V88H193ZM212 87V88H211ZM234 87V88H233ZM262 87V89H261ZM4 90H2V89ZM21 88V89H20ZM31 88V90H30ZM47 88V89H46ZM56 90H54V89ZM70 88V89H69ZM74 88V89H73ZM94 88V89H93ZM137 88V89H136ZM166 88V89H165ZM200 88V89H199ZM211 88V89H210ZM10 89V90H9ZM35 89V90H34ZM78 89V90H77ZM132 89V91L130 90ZM140 89V90H139ZM148 89V90H147ZM174 89V90H173ZM181 89V90H180ZM186 89V90H185ZM74 90V91H73ZM88 93H87V91ZM95 90V92H94ZM103 90V91H102ZM139 90V91H138ZM144 90V91H143ZM155 92H152V91ZM180 90V91H179ZM193 90V91H192ZM207 90V91H206ZM260 90L262 92H260ZM18 91V92H17ZM26 91V93H24ZM32 91V92H31ZM36 91V92H35ZM60 91V93H58ZM136 91V92H133ZM166 91V92H165ZM173 91V92H172ZM176 93H175V92ZM188 91V92H187ZM211 91V92H210ZM247 94H246V92ZM23 92V93H22ZM81 92L84 95L81 94ZM100 92V93H99ZM141 92V93H140ZM180 92V93H179ZM192 92V94H191ZM245 92V93H244ZM254 92V94L252 93ZM260 94H259V93ZM8 93V94H6ZM29 93V94H28ZM36 95H35V94ZM43 93V94H42ZM54 93V95H53ZM66 93V94H64ZM107 93V94H106ZM133 93V94H132ZM140 93V94H139ZM146 93V94H145ZM183 95H182V94ZM4 94V95H2ZM21 94V95H20ZM33 94V95H32ZM71 94V95H70ZM81 94V95H80ZM107 96H106V95ZM121 94V96H120ZM189 94V95H188ZM212 94V95H211ZM230 94V95H229ZM236 94V95H235ZM12 95V96H11ZM25 95V97H24ZM39 95V96H38ZM46 95V96H45ZM53 95V96H52ZM65 97V99L62 97ZM66 95V96H65ZM68 95H70V97H68ZM102 95V96H101ZM104 95V96H103ZM137 95V97H136ZM149 95V96H148ZM157 95V96H156ZM180 95V96H179ZM244 95V96H243ZM246 95V96H245ZM2 96V97H1ZM9 96V97H8ZM38 96V97H37ZM78 96V97H76ZM94 98H93V97ZM126 96V98H125ZM145 96V97H144ZM152 96V97H151ZM155 96V98L153 99V97ZM166 98H165V97ZM177 96H179L178 98H176ZM190 97L188 99V97ZM219 96V97H218ZM242 96V97H241ZM11 97V98H10ZM27 97V98H26ZM51 97V98H49ZM68 97V100H67ZM72 99L70 100L69 98ZM89 97V98H88ZM136 97V98H135ZM159 100H157V98ZM218 97V98H217ZM18 98V99H17ZM22 98V99H21ZM26 98V99H25ZM59 98V99H58ZM74 98L76 101H81L82 104L77 105L76 101H74ZM77 98V99H76ZM85 98V99H84ZM98 98V100H96ZM103 98V100H102ZM117 98V99H116ZM125 98V100H124ZM129 98V99H128ZM134 98V99H133ZM185 98V99H184ZM202 98V99H201ZM205 98V99H204ZM209 98V100H208ZM31 99V100H30ZM44 99V100H43ZM53 99V100H52ZM65 100V106H63V104L61 102H63V100ZM81 99V100H80ZM91 99V100H90ZM100 99V100H99ZM128 99V100H127ZM138 99V102L137 100ZM145 99V101H143ZM153 99V100H152ZM177 99V100H176ZM184 99V100H183ZM187 99V101H186ZM244 99V100H243ZM3 100V102H2ZM11 100V101H10ZM13 100V101H12ZM38 100V101H37ZM46 100V101H45ZM52 100V101H49ZM57 100V101H56ZM70 100V101H69ZM94 100V101H93ZM136 100V102H135ZM140 100V101H139ZM157 100V101H155ZM165 100V101H164ZM195 100V101H194ZM204 100V101H203ZM206 100V102H205ZM223 100V101H221ZM238 100V101H237ZM248 100V101H247ZM31 101V102H29ZM34 101V102H32ZM36 101V102H35ZM40 101V102H39ZM48 101L51 103H48ZM61 101V102H60ZM70 103H69V102ZM78 101V102H79ZM134 101V102H133ZM152 101V102H151ZM199 101V102H198ZM213 101V102H212ZM241 103H240V102ZM12 102H14V106L12 104ZM23 102V103H22ZM29 102V103H27ZM38 102V103H37ZM47 102V103H46ZM55 102H59V104L55 103ZM100 102V103H99ZM108 102V103H107ZM122 104V105H120ZM122 102V103H121ZM129 102V103H128ZM141 102V103H140ZM157 104L155 106V104ZM217 102V104H216ZM256 102V103H255ZM11 103V104H10ZM25 103V104H24ZM41 103V104H40ZM42 103H46V104H42ZM75 107H74V105ZM95 103V104H93ZM138 103V104H137ZM140 103V104H139ZM159 103V104H158ZM163 103V104H162ZM249 103V104H248ZM24 104V105H23ZM53 104V105H52ZM57 104V105H56ZM84 104H87L86 106ZM97 104V105H96ZM109 104V105H108ZM114 104V105H113ZM132 104H134V108L132 106ZM142 104V105H141ZM144 104V105H143ZM181 104V105H180ZM190 104V105H189ZM7 105V106H5ZM17 105V106H16ZM40 105V108L38 107ZM46 105V106H45ZM52 105V106H51ZM71 105V106H70ZM84 105V106H83ZM103 105V106H102ZM119 105V106H118ZM138 105V107H137ZM184 105V106H183ZM194 105V106H191ZM198 107H197V106ZM19 106V107H18ZM21 106V107H20ZM35 106V107H34ZM42 106V108H41ZM44 106V109H43ZM70 106V107H69ZM78 106V107H77ZM81 106V107H80ZM92 106L93 108L95 107V110H92ZM109 106V107H108ZM128 109H126V107ZM152 106V107H151ZM214 106V108H213ZM251 106V107H250ZM13 107V108H12ZM56 107V108H55ZM80 107V108H79ZM85 107V109L83 108ZM91 107V108H90ZM113 107V109H112ZM130 107V109H129ZM161 107V108H160ZM193 107V108H192ZM195 107V109H194ZM231 107V109L229 108ZM241 107V108H240ZM12 108V110H11ZM25 108V109H24ZM48 110H46V109ZM60 108V110H64V112H57L55 111L56 109ZM67 108V109H66ZM72 108L71 110H68ZM139 108H141L142 110H140ZM152 108V109H151ZM171 108L173 110H171ZM7 109V110H6ZM21 109V111H20ZM24 109V110H23ZM81 109V111H79ZM92 110L91 112H89L90 110ZM147 109V113L146 110ZM157 109H159L157 111ZM165 109V110H164ZM180 109V110H179ZM33 110V111H32ZM53 110V111H52ZM68 110V111H67ZM74 110V111H73ZM86 110V111H85ZM99 110V111H98ZM124 110V111H123ZM130 110V111H127ZM136 110V111H135ZM155 110V111H154ZM163 110V111H162ZM171 110V111H170ZM246 110V111H245ZM11 111V112H10ZM14 111V112H13ZM28 111V112H27ZM35 111V113H34ZM41 111V112H40ZM45 111V112H44ZM52 111V112H51ZM57 113H55V112ZM67 111V112H66ZM69 111H71V113H75V114H79V117H77V120L75 116H73L71 113H69ZM79 111V112H78ZM85 114V118L84 117V113ZM94 111V112H93ZM97 111V112H96ZM115 111V112H113ZM134 111V112H131ZM140 111V113H139ZM153 111L154 114L153 115ZM169 111V112H168ZM254 111V112H253ZM4 112V113H3ZM8 114H7V113ZM46 112H51V113H46ZM66 112V113H65ZM81 112V113H80ZM101 112V113H100ZM117 112V114H116ZM143 112L144 115H143ZM160 112V113H159ZM175 112V113H174ZM188 112V113H187ZM259 112V111H257ZM11 113V114H10ZM21 113V114H20ZM62 113V114H60ZM98 113V114H96ZM106 113V114H105ZM131 115H130V114ZM149 113V114H148ZM231 113V114H229ZM233 113V114H232ZM237 113V114H236ZM243 113V115H241ZM260 113L264 114V108L262 111H260ZM7 114V115H6ZM18 114V115H17ZM23 114V115H22ZM30 114V115H29ZM43 114V116H42ZM48 114V115H46ZM58 114V116H57ZM60 114V116H59ZM71 114V115H70ZM93 114V115H91ZM103 114V116H101ZM11 115V116H10ZM69 117H67V116ZM106 115V117H105ZM114 115V116H113ZM129 118H127L126 116ZM149 115V117H147ZM158 115V118H156ZM163 115V116H162ZM177 118H176V116ZM190 115V116H189ZM234 115V116H233ZM240 115V116H239ZM62 116V117H61ZM72 118H71V117ZM83 116V117H82ZM120 116V117H119ZM135 118H131L134 117ZM145 116V120L143 121V117ZM151 116H156L151 117ZM170 116H172V118H170ZM180 116V117H179ZM194 116V117H192ZM205 116V118H204ZM207 116V117H206ZM237 118H236V117ZM240 118H239V117ZM7 117V118H6ZM75 117V118H73ZM94 119H92V118ZM111 117V118H110ZM115 117V118H113ZM126 117V118H125ZM167 117V118H166ZM174 117L176 120H174ZM183 117V118H182ZM189 117V118H188ZM196 117V118H195ZM9 118V120H8ZM12 118V119H11ZM20 118V119H19ZM24 118V121H23ZM62 118V120H61ZM69 118V119H68ZM81 118L82 120L80 121ZM102 119V122L101 119ZM131 118V119H130ZM150 118V120H149ZM164 118V119H163ZM192 118V119H191ZM195 118V119H193ZM239 118V119H238ZM2 119V120H1ZM90 121H88V120ZM111 119V120H110ZM114 119V120H113ZM133 119V120H132ZM137 119V120H135ZM164 121H163V120ZM166 119V120H165ZM172 119V120H170ZM190 119V120H189ZM22 121L20 124H22V126H20V124H17L18 121ZM43 120V121H42ZM50 120V121H49ZM54 122H52V121ZM65 120V121H63ZM71 120V122L69 121ZM73 120V121H72ZM79 120V122H78ZM85 120V121H84ZM113 120V121H112ZM116 120V121H115ZM118 120V121H117ZM122 120V121H121ZM130 120V121H129ZM154 120V121H153ZM186 120V121H185ZM5 121H8V123ZM15 121V122H14ZM41 124H40V122ZM44 121L46 122V124L44 125ZM61 121V122H60ZM63 121V122H62ZM77 121V122H76ZM97 121L99 123H97ZM105 121V123H104ZM128 121V122H127ZM139 121V122H137ZM167 121V122H166ZM180 121V123H178ZM194 121V122H193ZM255 120L250 121V125L254 122ZM25 122V123H24ZM29 122V123H28ZM34 122V123H33ZM87 122V123H86ZM121 122V123H120ZM131 122V123H130ZM158 122V123H156ZM164 122V123H163ZM14 123V124H13ZM24 123V124H23ZM39 123V124H38ZM49 123V124H48ZM72 123V124H71ZM74 123V124H73ZM82 123V124H81ZM125 123V124H124ZM127 123V124H126ZM156 123V124H155ZM163 123V124H162ZM167 123V124H166ZM201 123V124H200ZM219 123V124H218ZM28 124V125H27ZM32 124V125H31ZM81 124V125H80ZM111 124V125H110ZM175 124V126L173 125ZM192 127V128H189ZM200 124V125H199ZM10 125V126H9ZM20 127H19V126ZM27 125V126H26ZM36 125V126H35ZM83 125V126H82ZM139 125V126H138ZM147 127H146V126ZM151 125V126H150ZM159 125V126H157ZM166 125V127L164 126ZM169 125V126H168ZM171 125V126H170ZM12 126V127H11ZM16 126V127H14ZM18 126V128H17ZM31 128H29V127ZM66 126V127H65ZM90 126V127H88ZM105 126V127H104ZM123 126V127H122ZM164 128H163V127ZM174 126V128H173ZM196 126V127H195ZM202 126V127H201ZM204 126V127H203ZM263 126V127H262ZM4 127V128H2ZM14 127V128H13ZM27 127V128H26ZM43 127V128H42ZM53 127V128H52ZM97 127V128H96ZM133 127V128H132ZM160 127V128H159ZM206 127V129H205ZM6 128V129H5ZM11 128V129H10ZM13 128V129H12ZM17 128V129H15ZM49 128V129H48ZM64 128V129H63ZM150 128V129H149ZM170 128V129H169ZM189 128V129H188ZM9 129V130H8ZM26 129V130H25ZM29 129V130H28ZM38 129V130H36ZM48 129V130H47ZM71 129V130H70ZM74 129V130H72ZM86 129V130H85ZM146 129V132H145ZM160 129V131L158 130ZM179 129V130H178ZM186 129V131L184 132V130ZM192 129V130H191ZM7 130V131H6ZM20 130V132H19ZM55 132H54V131ZM138 130V132H137ZM153 130V131H152ZM158 130V131H156ZM168 132H167V131ZM190 130V131H189ZM222 130V132H221ZM10 131V132H9ZM13 131V132H12ZM44 131V132H43ZM62 131V132H60ZM66 131L68 134H75L74 136L76 137V141L74 142V150L70 151L68 146H67V141L64 139L63 135H66ZM82 131V132H80ZM123 131V132H122ZM133 131V132H132ZM156 131L154 134L153 132ZM170 131V132H169ZM171 131H174L176 134H174V137H172V139L169 137L171 134ZM178 131V132H176ZM200 131L202 132H206L205 134H207V145L210 148H207V151H205V148H202L203 153L198 152L197 149H201L200 148V142L202 141V137L200 134ZM255 131V132H254ZM4 132V133H3ZM16 132V133H15ZM19 132V133H18ZM28 132V133H27ZM47 132V133H46ZM53 134H52V133ZM87 132V133H86ZM99 132V133H98ZM129 132V133H128ZM147 134H145V133ZM3 133V134H2ZM6 133V136H5ZM14 133H15V137H14ZM127 133V134H126ZM139 133V134H138ZM150 133V134H149ZM165 135H164V134ZM169 135H168V134ZM248 133V134H247ZM50 134V135H49ZM56 134V135H55ZM86 134H89V136H87ZM121 134V137H120ZM178 134V135H177ZM185 134V135H184ZM210 134V136H209ZM215 134V135H214ZM255 134H257L256 136H254ZM4 135V136H3ZM20 135V137H19ZM51 135L53 137H51ZM132 135V136H130ZM139 137H137V136ZM222 135V136H221ZM14 139H13V137ZM36 136V137H35ZM60 136V137H59ZM73 136V137H74ZM100 136V137H99ZM106 136V137H105ZM156 136V137H155ZM184 136V138H183ZM249 138H248V137ZM252 136V137H250ZM7 137V138H6ZM9 137V139H8ZM32 137V138H31ZM56 137V138H55ZM87 137V138H86ZM91 137V138H89ZM130 137V138H129ZM146 137V138H145ZM148 137V138H147ZM194 137V139H193ZM196 137V138H195ZM210 137V138H209ZM220 137V138H219ZM6 138V139H5ZM55 138V139H53ZM94 138V142L91 140ZM108 138V139H107ZM114 138V140H113ZM129 138V140H128ZM135 138V139H134ZM199 138V139H198ZM247 140H246V139ZM258 138V139H257ZM260 138V139H259ZM4 139V140H3ZM23 139V140H21ZM79 139V141L77 140ZM96 139V140H95ZM100 139V140H99ZM103 141H102V140ZM119 139V140H118ZM146 139V140H145ZM158 139V140H157ZM176 139V143L172 140ZM196 139V140H195ZM218 139V140H217ZM239 139V140H238ZM250 139V140H249ZM6 140V141H5ZM28 140V141H26ZM33 140V142H32ZM56 140V141H55ZM84 140V141H82ZM108 140V141H107ZM113 140V141H112ZM151 140V141H150ZM154 142H153V141ZM194 140V141H193ZM200 140V141H199ZM245 140V141H244ZM263 140V141H262ZM5 141V142H3ZM8 141V142H7ZM106 142V145L104 143V146L102 144V142ZM185 141V142H183ZM187 141L191 144H188ZM198 141V144H197ZM212 141V142H211ZM246 142L245 147H243V142ZM248 141V142H247ZM43 142V143H40ZM97 142V143H96ZM118 142V143H115ZM124 142V145H123ZM147 142V143H146ZM162 142V144H161ZM166 144H164V143ZM193 142V143H192ZM215 142V143H214ZM251 142V143H250ZM258 142V143H257ZM260 142V143H259ZM4 143V144H2ZM30 143V144H29ZM32 143V144H31ZM38 143V144H37ZM86 143V144H84ZM100 145H97L99 144ZM108 143V144H107ZM131 143V144H130ZM140 143V144H139ZM142 143V144H141ZM180 143V144H179ZM242 143V144H241ZM13 144V145H12ZM34 144V145H33ZM76 144V147H75ZM110 144V145H109ZM118 144V145H117ZM130 144V145H129ZM133 144V146H132ZM136 144V145H135ZM145 144V145H144ZM158 144V145H157ZM172 144V145H171ZM178 147H176L175 146ZM214 144V146H213ZM236 144V145H235ZM80 145V146H79ZM82 145V146H81ZM87 145V146H86ZM122 146L124 147L122 150L123 152L120 155L114 156L116 157V160H118V162H120L122 164V166L124 167L123 170L126 169V174L125 172L120 173L117 169L115 170V166L113 163L108 162L109 160L106 159V157L102 156L100 158V160H96L93 156H92V152H96L97 148H108V150L111 149H115V147L117 146ZM142 145V146H140ZM176 147L174 150V148L171 150V147ZM185 147H184V146ZM61 146V147H60ZM150 146V147H149ZM168 147H170V149H166ZM191 146V147H190ZM196 148V152L193 151V148ZM90 147V148H89ZM92 147V148H91ZM145 147V148H144ZM158 147V148H157ZM187 147V148H186ZM242 147V148H241ZM35 150H34V149ZM61 148V149H60ZM64 148V149H62ZM85 148V149H84ZM141 148V149H140ZM164 148V149H163ZM231 148V149H230ZM245 148V149H244ZM40 149V150H39ZM44 149V150H43ZM69 151H68V150ZM88 149V150H87ZM93 149V150H92ZM159 149V150H158ZM182 149V150H181ZM238 149V150H237ZM251 149V150H250ZM253 149V150H252ZM42 150V151H41ZM46 150V152H45ZM64 150H66L65 152H63ZM77 150V151H76ZM181 152H180V151ZM35 151V152H34ZM37 151V154H36ZM40 151V152H38ZM68 151V152H67ZM149 151V152H148ZM171 154H166L165 152H170ZM189 151V152H188ZM254 151V154H253ZM163 152V153H162ZM206 152V153H205ZM234 152V153H233ZM250 152V153H249ZM264 152V150H263ZM40 153V154H39ZM43 153V154H42ZM78 153V154H77ZM81 153V154H80ZM152 153V154H151ZM162 153V154H161ZM193 153V154H192ZM239 153V154H238ZM244 153V154H243ZM66 154V155H65ZM74 154V155H73ZM83 154V155H82ZM150 154V156H149ZM197 154V155H196ZM263 154V153H262ZM262 154H256V155H262ZM40 155V156H39ZM76 155V156H75ZM79 155V157L77 156ZM144 155V156H143ZM153 155V156H152ZM157 155V156H156ZM167 155H169L170 157L167 158ZM173 155V156H172ZM186 155V156H185ZM189 155V156H188ZM235 155L238 157H235ZM240 155V157H239ZM51 156V157H50ZM60 156V157H59ZM71 156V157H70ZM127 156V157H126ZM202 156V157H201ZM204 156V157H203ZM114 157V160H115ZM158 157V158H157ZM190 157V158H189ZM51 158V160H50ZM57 158V159H56ZM128 158V159H127ZM142 158V159H141ZM186 158V160H185ZM152 159V160H151ZM170 159V160H171ZM197 159V160H196ZM199 159V160H198ZM108 160V161H107ZM124 160V161H123ZM150 160V161H149ZM155 160V161H154ZM162 160V162H161ZM178 160V159H177ZM194 160V161H193ZM40 161V162H39ZM62 161V162H61ZM206 161V162H205ZM152 162V164H151ZM156 162V163H155ZM176 161L174 160V163ZM195 162V163H194ZM205 162V163H204ZM158 163V164H157ZM179 163V162H176ZM175 163V164H176ZM187 163H190L187 164ZM64 164V165H63ZM188 166V167H186ZM196 164V165H195ZM150 165V166H149ZM67 166V165H66ZM157 166V167H156ZM208 166V167H207ZM241 167V166H240ZM239 167V168H240ZM85 168V169H84ZM95 168V169H94ZM159 168V169H158ZM170 169L171 171L167 170ZM188 169V170H187ZM78 170V171H77ZM166 170V171H165ZM197 170L199 171V168H197ZM207 170V171H208ZM154 171V172H153ZM138 172V173H136ZM160 172L162 175L157 177V174ZM165 172V174H164ZM61 173V174H60ZM131 173V174H130ZM157 173V174H156ZM182 173H184L183 168H182ZM49 174V175H48ZM64 174V175H63ZM147 174V175H146ZM153 174V176H152ZM71 175V176H70ZM123 175V176H122ZM126 175V176H125ZM156 175V176H154ZM167 175V176H166ZM50 176V177H49ZM60 176V177H59ZM70 176L72 178L69 177ZM162 176V177H161ZM164 176V177H163ZM67 177V178H66ZM74 177V178H73ZM127 177V178H126ZM144 177V178H143ZM122 180H121V179ZM126 178V179H125ZM131 180H130V179ZM143 178V180H142ZM13 179V175L11 177H8L6 180H12ZM71 181H70V180ZM120 179V180H119ZM145 179V180H144ZM167 179V180H166ZM53 180V181H52ZM61 180V181H60ZM66 180V181H65ZM125 180V181H124ZM129 180V181H128ZM203 180H205V177L203 175ZM52 181V182H51ZM128 181V182H127ZM140 181V182H139ZM147 181V182H146ZM51 182V183H50ZM138 182V183H136ZM145 182V183H144ZM117 183V184H116ZM127 183V184H126ZM135 183V184H134ZM141 183V184H140ZM63 184V185H62ZM119 184V185H118ZM122 184V185H121ZM57 185V186H55ZM117 187H116V186ZM121 185V186H120ZM128 187H127V186ZM162 186L164 187L163 183ZM59 187V188H58ZM116 187V188H115ZM119 187V188H118ZM145 187V191L143 190V188ZM56 188V189H55ZM58 188V189H57ZM126 188V189H125ZM128 188V189H127ZM63 189V191H62ZM140 189V191H139ZM142 190V191H141ZM200 192H206L205 190L199 188ZM67 191H69L67 193ZM151 193H150V192ZM76 193V194H75ZM143 193V194H142ZM145 193L148 196V199L145 200ZM151 194V195H150ZM158 194V195H157ZM63 195V196H62ZM71 195V196H70ZM74 195V197H72ZM150 195V196H149ZM171 194L169 193V196ZM75 198V199H71V198ZM77 197V198H76ZM89 197V198H88ZM142 197V198H141ZM137 198V199H136ZM157 198V199H156ZM79 200V201H78ZM143 200V201H141ZM76 201V202H75ZM142 202V203H141ZM79 203V204H78ZM86 203V204H85ZM91 204V205H90ZM158 204V205H157ZM166 205V206H164ZM177 205V204H176ZM89 206V207H88ZM150 206V207H149ZM153 206V208H152ZM171 206V205H170ZM83 207V208H81ZM164 207V208H163ZM90 208V209H89ZM152 208V209H151ZM154 208H158L160 209L159 211L162 213L164 212V217L165 220L162 223H160V219H159V214L157 213L156 209L154 210ZM168 208V209H167ZM92 209V210H91ZM88 210V211H87ZM148 212H146V211ZM170 210V211H169ZM155 212V213H154ZM151 213V214H149ZM171 215V216H170ZM18 216V214H17ZM20 216V215H19ZM146 218H145V217ZM156 218H155V217ZM173 216V217H172ZM176 216V217H175ZM144 217V218H143ZM149 217V218H148ZM169 220H168V219ZM174 218V219H173ZM136 219V220H135ZM147 221H146V220ZM151 219V220H149ZM89 220V218H88ZM149 220V221H148ZM157 220V221H156ZM171 221V222H170ZM154 222V223H153ZM151 223V224H150ZM167 227H166V225ZM86 225V224H85ZM163 225V227L161 226ZM166 227V228H165ZM170 227V228H169ZM179 227V226H178ZM158 228V229H157ZM162 228V229H161ZM151 230V231H150ZM160 231V232H159ZM167 231V232H166ZM173 231V232H172ZM164 233V234H163ZM172 234V236H171ZM262 237L264 238V234H261ZM125 236V237H124ZM157 237L160 238L161 241V246L157 247V244H160L157 240ZM46 238V243L43 246H48V248H51L50 253L47 252V256L52 258V260H55L56 262H54L55 264H60V262L62 261L63 258V254L67 255L69 257V264H76L74 262L73 259H75V256L78 257L77 254H75L72 251L71 245L68 243V240H66V237L63 236V234L56 230V232L53 233V236L50 232V235ZM158 238V239H159ZM174 238V239H173ZM179 239V240H178ZM128 240V241H127ZM168 240V245L167 248L164 244V242H167ZM64 241V242H63ZM123 241V242H122ZM158 241V242H157ZM137 242V243H136ZM68 243V244H67ZM264 244V243H263ZM70 245V246H69ZM87 245L83 248V254H81L80 257L82 258H91L92 255L89 254L90 252V246ZM110 245V246H109ZM171 245V246H169ZM180 245V246H178ZM50 246V247H49ZM175 248V250H171L172 248ZM164 248V249H163ZM69 249V250H68ZM71 249V250H70ZM97 249V250H96ZM101 249V250H100ZM108 249V250H107ZM116 246L114 245L112 250H115ZM54 250V251H53ZM85 250V251H84ZM147 250V251H146ZM152 250V253H151ZM134 251V250H132ZM167 251V252H168ZM113 252V251H111ZM182 252V253H181ZM44 255V252H42ZM73 253V254H72ZM149 253V254H148ZM148 254V255H147ZM227 250H224L222 252H219L218 254H216L215 256H220L223 261L227 260V259H233V258H226L228 257L227 255ZM51 255V256H50ZM86 255V256H85ZM231 255V254H230ZM149 256V257H148ZM166 256V257H165ZM164 256V258H168L167 262L170 263V257L168 256V254H166ZM197 256V254H196ZM214 256V257H215ZM151 257V258H150ZM186 258V259H185ZM196 260L201 261L203 257H195ZM173 260V258H172ZM171 260V261H172ZM136 261L135 258L131 259V263L133 264ZM179 261V260H177ZM161 264V263H159ZM199 264V263H198Z\"/></svg>",
  "mask_w": 264,
  "mask_h": 264
}]
</instances>
